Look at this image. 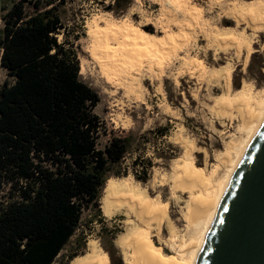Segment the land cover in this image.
<instances>
[{"label": "rangeland", "instance_id": "rangeland-1", "mask_svg": "<svg viewBox=\"0 0 264 264\" xmlns=\"http://www.w3.org/2000/svg\"><path fill=\"white\" fill-rule=\"evenodd\" d=\"M11 1L0 0V17ZM27 1L44 6L46 0ZM60 4L66 31L57 39L78 38L79 78L99 98L93 110L103 127L97 149L114 132L131 133L135 139L122 161L125 176L110 179L128 180L156 203L159 214L142 233L168 256L166 264H181L197 234L195 222L207 210L206 197L223 181L254 123L255 110L262 107L264 0H129L118 12L112 9L114 0H61ZM25 10L31 12L32 6L25 4ZM99 17L103 22L96 29L113 31L121 41V47L117 41L110 46L117 58L109 62L102 58L103 41L88 35L89 24ZM105 24L112 31L105 32ZM5 80L10 78L0 68V85ZM147 164V181L141 182L135 177H142L141 167ZM185 172L197 182L186 179ZM100 211L103 222L95 219L89 225L92 213L82 212L72 242L83 235V253L87 242L94 240L106 254L113 249L116 264L127 260L147 264L140 252L121 250L115 243L119 236L138 229L135 216L122 208L109 217ZM65 254L67 250L53 264H60Z\"/></svg>", "mask_w": 264, "mask_h": 264}, {"label": "trees", "instance_id": "trees-1", "mask_svg": "<svg viewBox=\"0 0 264 264\" xmlns=\"http://www.w3.org/2000/svg\"><path fill=\"white\" fill-rule=\"evenodd\" d=\"M60 2L18 0L0 17V68L10 78L0 85V264H53L64 250L60 264H69L83 253L85 237L72 242L82 212L92 213L88 225L103 222V188L125 176L122 161L135 141L114 132L97 149L99 98L79 78L78 38L57 39L66 31ZM128 4L114 0L112 9ZM149 167L135 178L146 182ZM106 252L116 264L113 249Z\"/></svg>", "mask_w": 264, "mask_h": 264}, {"label": "bare ground", "instance_id": "bare-ground-1", "mask_svg": "<svg viewBox=\"0 0 264 264\" xmlns=\"http://www.w3.org/2000/svg\"><path fill=\"white\" fill-rule=\"evenodd\" d=\"M100 18L101 17L94 18L93 21L89 24L88 35L93 40H96L97 42H100V40L103 41V43L101 44L104 45L105 51L103 50L104 53L102 54V58L107 60V62H109V60H114V58H117V53H115L116 49H112L110 48V46L114 44V42L117 41L116 43L118 44V46L120 45L121 47V41L118 40V37L111 30V28L109 27L110 26L109 24H105L104 26L106 27L105 32L108 30L109 31L111 30L112 33H109V32L104 33L103 31L99 32L96 29L98 24L103 22ZM106 18L107 17H105V19ZM238 40H240V38H238ZM120 51H121V48H120ZM121 52H118V55L120 54L122 55ZM92 54L93 52L91 53V55ZM229 76L227 77V79H229ZM262 100H263L261 104L262 107L255 110V119L253 120L254 123L250 127L249 133L247 137L245 138L242 146L236 150L235 157L231 165L227 166L225 175L223 177V181L221 182L219 187L213 191V194H211L210 196H207L205 199L207 207L205 206L204 209H207V210L205 211V213H202L204 214L203 217L199 219L197 222H195V231L197 232V234L195 235L193 239L194 242H193L192 247L190 248V251L187 253L188 256L186 260L183 261V263L181 264H197L198 263L208 231L212 224V221L215 216L218 205L226 190V187L228 186L249 144L251 143L254 136L258 132L260 126L264 122V96L262 97ZM194 169L199 170V169L193 168V170ZM184 177L190 180V182L192 183L194 181L197 182V178L188 172L184 173ZM116 179L107 180L105 187L103 189V194L100 199V208L104 216L106 217L113 215L115 212L119 211L120 208L125 209L127 213H130L132 214V216L133 215L135 216V221L138 226L136 227L138 229H136L134 232L129 231L126 234L119 236L115 240L117 247L121 250H128V251L131 250L135 252L136 251L140 252L144 261L147 264H166L165 261L167 260L168 256H166L165 254H162V252L160 251L158 247L148 243V241L144 237L146 236V234L143 235L142 233V228H144L148 222L156 219V215L158 213V209L156 208V203H150L145 195L141 194L137 188L133 187L132 185H130L131 183L127 182L128 180L127 181L126 180L116 181ZM124 263L133 264L131 261H128V260ZM69 264H110V262H109L107 254L99 248L96 241L90 240L87 242V248H86L85 253L76 256L74 259H72L69 262Z\"/></svg>", "mask_w": 264, "mask_h": 264}, {"label": "water", "instance_id": "water-1", "mask_svg": "<svg viewBox=\"0 0 264 264\" xmlns=\"http://www.w3.org/2000/svg\"><path fill=\"white\" fill-rule=\"evenodd\" d=\"M197 264H264V122L226 187Z\"/></svg>", "mask_w": 264, "mask_h": 264}, {"label": "flooded vegetation", "instance_id": "flooded-vegetation-1", "mask_svg": "<svg viewBox=\"0 0 264 264\" xmlns=\"http://www.w3.org/2000/svg\"><path fill=\"white\" fill-rule=\"evenodd\" d=\"M15 1H18V0H12V1H11V4H12L13 2H15Z\"/></svg>", "mask_w": 264, "mask_h": 264}]
</instances>
